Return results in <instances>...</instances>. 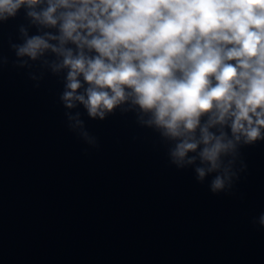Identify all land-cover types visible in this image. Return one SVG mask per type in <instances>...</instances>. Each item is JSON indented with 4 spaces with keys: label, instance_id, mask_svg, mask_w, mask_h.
<instances>
[{
    "label": "clouds",
    "instance_id": "clouds-1",
    "mask_svg": "<svg viewBox=\"0 0 264 264\" xmlns=\"http://www.w3.org/2000/svg\"><path fill=\"white\" fill-rule=\"evenodd\" d=\"M22 9L13 66L38 62L37 88L46 72L61 79L71 132L98 147L77 109L99 121L133 112L171 165L233 194L240 149L264 141V0H0V25Z\"/></svg>",
    "mask_w": 264,
    "mask_h": 264
}]
</instances>
